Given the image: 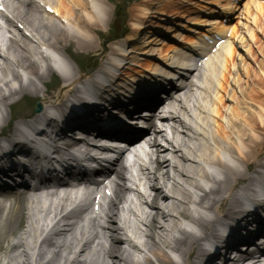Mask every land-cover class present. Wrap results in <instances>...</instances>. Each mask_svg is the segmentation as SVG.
<instances>
[{
    "label": "bare ground",
    "instance_id": "1",
    "mask_svg": "<svg viewBox=\"0 0 264 264\" xmlns=\"http://www.w3.org/2000/svg\"><path fill=\"white\" fill-rule=\"evenodd\" d=\"M29 1L31 2L30 5L36 7L37 11H39L37 3L32 0ZM37 1L52 8L54 16L51 17L50 14L44 11L40 17L31 16L30 7L27 9H12V1H6V6L9 11L11 13L14 11L16 16L20 18L19 23L30 32L31 40L28 42L20 39L21 37L17 40L15 35H13V41L6 42V45H4V53L7 60L0 63V77H3L0 78V82H2V86L0 87L1 105L9 106L12 103L13 100L6 101V95H21V97L24 98L37 96L39 90L36 88L33 81H44L47 77L51 76L49 67H47L45 71H42L40 67V60L47 62V59L41 53L42 48L55 51L63 57H69L66 51L76 49L77 47L86 51L93 49L95 43H93V40L89 39L90 33L93 28H97V25L103 22V18L106 16V9L101 0H88V3L85 0H58L57 3H54L53 0ZM211 3L213 4L214 2ZM88 6L90 9H88ZM21 11H25L26 13ZM183 12L185 14L190 13L186 9ZM174 13L176 12L174 11ZM191 15L193 16L192 13ZM207 20H199V23L203 24V26H212V24H215L213 18ZM97 22L99 23L97 24ZM181 34L180 31L177 35H174V37H181L182 41H184L183 43H189V36ZM219 53L222 54V62L226 63L228 59L231 58L232 49L231 47L221 48ZM221 65L220 58L215 55V62L210 65V72L207 78H205L206 80L202 79L198 84V88L200 89L210 85V87L206 88L207 91H204L205 95L207 94L206 96L203 97L200 95L196 97L195 91H192V89L196 90V87H193L194 84L192 82H181L184 84H181V86L177 88V92L183 89L189 91L185 94L184 101L181 103L179 111L177 112L174 110L173 124L180 125L181 121L179 118L187 115L196 128L195 137H190L187 134L180 136L177 130L173 128L172 131L177 132V140L175 143L178 147L177 150L174 145L166 141L165 134H163L165 130L163 129L160 130L157 135V140L161 142H154V144L157 145H154V147H157L158 158L166 155L169 150L171 151H169L171 155L176 156L180 154V151H183L184 153L189 152L194 156L197 163H192L191 165L186 164L184 162L186 155H184L181 156L183 164L182 162H175L177 164L169 169V164L163 167L161 163L158 164V177L155 174H153V176L150 175L153 180L157 179L156 184H158V186L161 184L160 182L162 180L166 179L169 181L172 185L170 192L174 193L176 197L170 199L163 196L161 190L158 188L153 190L154 194L150 203L151 211L147 213L146 216H141L138 219V222L146 227V231L143 232V235L147 238L142 244L145 250L143 258L142 260L137 259L139 264H154L153 260L166 264H175L174 262L167 261L168 257L164 253L166 249H171L179 254L182 262H185L191 250L195 247L199 248V241L202 237L212 234L213 224L216 219L210 217L229 212L237 206L235 199L230 195H226L227 192L233 189L236 182L246 185L253 182L252 179L246 176L244 177L241 170L243 167L249 170V166L253 163H257V158L261 156V147L264 144V95L260 93L256 96L258 98L254 99L252 98L254 95L251 94H254L256 89H249L247 97L250 95V99L248 100L258 104L256 109L251 104L246 106L248 103L244 102L243 99H247V97L246 94H242L240 96L242 106L240 107L239 104H236L234 105L233 111L231 110L233 118L225 120V122L220 121L219 119L221 118L224 120V115L226 113L224 110L225 105L221 98L219 100L216 99V95L226 90V75L229 73H227L228 66H225V64L220 70L219 67ZM191 72L192 71H190V73ZM22 73L28 75L29 80H32L29 84L24 85L20 82V79L23 78ZM251 76L255 78L254 73H252L250 77ZM6 77H10V79L4 82V78ZM124 77L125 75H123L120 80L124 81ZM183 78L184 74L182 73L178 81ZM11 79L13 81H11ZM184 80L187 79L184 78ZM245 81V83H248L249 80L247 77ZM12 83H16L17 88H14ZM254 83L255 81L253 82L252 80L249 86L255 88ZM120 85H123L120 81L114 85L115 91ZM73 89L74 86L69 85L65 88L64 94H52L50 98L47 97L46 99L50 100L57 98L56 100L61 101L69 95ZM115 94L117 95L118 92H115ZM244 104L245 106H243ZM47 107L53 108L55 105L49 104ZM213 125L215 130L211 128ZM259 133L262 135V138L257 135ZM179 140H181V142L178 145ZM162 142L168 150L160 148L162 147ZM262 159H264V157ZM263 165L258 164L257 168L261 169ZM207 167L210 169L219 168L221 174H223L222 181H218V177L214 176L215 170L209 172ZM262 171L263 170L258 172L256 170L254 172L260 175ZM176 176H180L183 182L176 181ZM136 182L137 180H134V185L136 187L135 192L139 193L141 192L139 189L143 188V184H139V182L137 184ZM261 182H264V179H262ZM205 185L212 187L206 189L204 187ZM186 188H191L202 193V195L193 198L190 191ZM126 191H128L126 186L115 190L113 194L114 201H111L109 205L107 210L108 216L103 225V227L108 225L106 229L103 230V234L106 237V241L110 244V248L107 251L109 256L102 253L105 254L103 259L105 260L108 257L111 258L112 264H133L134 262L133 259H130V252L126 253L125 251H121L120 244H117L124 236L127 237L129 234L128 228L123 219H121L126 217L125 211L124 209H118V207L128 203L125 197ZM79 197L85 198V194ZM62 199H64V202H71V196L69 194L64 195L61 200ZM61 200L58 201L57 205H60ZM192 204L203 212L195 214L192 212L189 213L186 207ZM41 211L45 214L51 213L48 207H41ZM2 212L3 209L0 211V214H2ZM81 212L82 211L79 210L77 218H81ZM122 212L124 213L123 217ZM23 214H26V212L23 213L19 209L15 217H21ZM37 214V212H33L27 216L28 229L23 232L19 241L11 245V248L15 249L12 252L15 253L13 255H5V262H0V264H83L85 261L89 260L90 256L93 254L89 253L86 255L84 253L87 251V245L81 240L77 241V244L80 246L78 250L77 246L73 249V241L68 243V252H79L76 257L70 256L69 254L63 256L66 250L61 240L64 238L60 239L59 242L55 240L52 244L49 239L45 240L46 242L43 244L41 242L39 243V236L35 235V232H38L37 230L40 223L43 224L46 220L50 219V216L41 217L39 222L36 219ZM184 219L188 223L192 222V224L198 228V234H192L182 229L181 222ZM63 226L67 228L64 234L70 233L76 235V226H71V224ZM110 226H112V228H110ZM51 232L54 233V231ZM58 233L59 232H56V234ZM173 233H176L177 236H173ZM86 236L88 238L91 237L89 233H87ZM33 237H35L36 240L32 242L30 238ZM125 241L127 242L129 240L125 239ZM48 249L57 251L56 253L52 252L56 260L53 259V255L48 256L46 253ZM135 250L138 249L135 248ZM205 264H209V261Z\"/></svg>",
    "mask_w": 264,
    "mask_h": 264
},
{
    "label": "rangeland",
    "instance_id": "2",
    "mask_svg": "<svg viewBox=\"0 0 264 264\" xmlns=\"http://www.w3.org/2000/svg\"><path fill=\"white\" fill-rule=\"evenodd\" d=\"M236 59L234 61V64L235 65H239V67L243 71H247L248 72L249 70H251L253 68V62L252 61H249V62H247V64H245L241 56H236ZM242 70L240 72H242ZM249 80H250V78H249ZM256 88H258V87H256ZM248 90H249V88H248ZM227 105L230 106V104H227Z\"/></svg>",
    "mask_w": 264,
    "mask_h": 264
}]
</instances>
